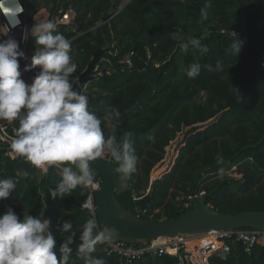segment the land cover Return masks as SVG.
I'll list each match as a JSON object with an SVG mask.
<instances>
[{
	"label": "trees",
	"instance_id": "1",
	"mask_svg": "<svg viewBox=\"0 0 264 264\" xmlns=\"http://www.w3.org/2000/svg\"><path fill=\"white\" fill-rule=\"evenodd\" d=\"M22 1L29 16L41 8L50 14L74 11L71 24L57 28L71 42L70 55L77 64L74 80L105 47L83 92L89 110L104 121L106 136L116 119L109 108L120 113L115 135L120 143L132 141L137 157V172L126 180L131 194L145 195L165 147L183 125L190 127L172 169L154 181L141 219L178 217L185 211L173 201L193 189L204 190L205 202L221 213L264 212V0H130L122 10L127 0ZM206 2L210 6L203 18L200 10ZM174 34L185 41L198 38L209 52L201 56L191 47L182 52ZM30 48L34 50L35 38ZM125 58L130 65L124 64ZM217 61L221 70H215ZM193 62L211 64L214 70L202 67L197 78H189L186 69ZM113 164L118 178V165ZM234 167L242 175L239 180L229 177ZM17 169L29 176L20 179L7 200H0V215L9 205L18 215L28 211L51 219L59 258V223H72L79 234L91 215L82 208L86 191L78 187L73 195L53 200L48 190L59 179L58 170L43 175L23 158L13 160L0 152V178L14 176ZM157 209L160 212L149 218ZM78 244L72 245L69 264H84L75 251ZM93 255L105 264H119L105 245H97ZM176 262L170 256L146 254L136 264ZM209 264H264V235L249 254L233 243L224 258L212 257Z\"/></svg>",
	"mask_w": 264,
	"mask_h": 264
},
{
	"label": "clouds",
	"instance_id": "2",
	"mask_svg": "<svg viewBox=\"0 0 264 264\" xmlns=\"http://www.w3.org/2000/svg\"><path fill=\"white\" fill-rule=\"evenodd\" d=\"M209 6L206 2L201 8L203 18H206ZM0 11L8 21L7 26H2L7 31L0 32V36H6L11 28L20 24L18 16L23 8L19 3L10 7L7 0H0ZM34 20L33 26L25 29L22 35L24 41L29 34L35 38L30 63L22 70L20 60L29 58L20 49V42L11 37L0 41V124L7 123L15 129L9 156L13 160L23 158L43 175H48L50 169L58 170L59 179L48 190V197L53 200L73 195L78 187L95 186V170L90 164L106 155L117 163V171L123 180L131 179L137 172V157L133 142L120 143L115 135L119 111L109 108V113L116 119L111 123L112 134L106 136L102 127L104 121L89 110L88 95L77 90L72 76L77 64L70 55L71 42L57 31L55 18L36 15ZM173 38L180 41L184 53L190 47L198 50L201 56L209 52L208 46L196 37L185 41L174 34ZM233 47L237 54L240 42L237 40ZM202 67L207 71L214 70L211 64L202 66L193 62L186 69V76L197 78ZM37 68L39 71L32 82L27 83L22 72ZM221 69L222 65L217 61L215 70ZM217 162L223 163L222 158ZM28 176V171L17 169L14 176L0 178V200H7L20 179ZM85 207H93L91 196ZM59 224L62 241L58 258L52 220L33 216L28 211L18 215L12 206L6 205L4 214L0 215V264H69L74 251L72 245L77 240L79 244L75 251L84 264H105L93 253L97 251V245L109 244L118 235L114 228L98 230L94 213L85 220L79 234L72 223Z\"/></svg>",
	"mask_w": 264,
	"mask_h": 264
},
{
	"label": "built area",
	"instance_id": "3",
	"mask_svg": "<svg viewBox=\"0 0 264 264\" xmlns=\"http://www.w3.org/2000/svg\"><path fill=\"white\" fill-rule=\"evenodd\" d=\"M16 3H19L23 8V11L18 16L20 24L15 28H11L6 36H0V41L11 37L20 42V49L23 50L29 58L28 60H20V67L22 70L25 64L30 63V58L34 51L30 48L31 40L34 39V37L29 34L28 39L24 41L22 40V35L25 29H30L33 26L35 23L34 17L37 15L41 18H50L51 16V18H55L58 26H68L71 24L75 13L71 8H67L65 10H58L56 14H50L45 8H41L29 16L27 7L22 0H7V6L14 7ZM7 25L8 21L3 12L0 11V32H6L7 28L2 26ZM124 64L130 65V60L125 58ZM38 70L39 69L37 68L30 72H22V78L27 83H31ZM187 129H190V127L184 125L181 127L180 131L176 134V137L165 147L164 157L154 169L163 164V169H165V171L168 170L169 172L172 169L180 148L185 145L186 139H183V133ZM14 135V127L0 124V152L6 157H10L8 154L9 146ZM229 177L239 180L242 178V175L238 173L234 167L229 173ZM101 184V178H95V186L83 187L86 191V196L82 208L87 210L90 214H95V195L99 192ZM205 195L206 192L204 190L193 189L191 192L176 197L174 206L181 211L200 207L199 205H205L209 209H213L211 204L205 202ZM89 196L92 197L93 203L91 209L85 207ZM132 196L135 199L144 197H137L133 193ZM153 213L155 214V210ZM153 213H150L148 216ZM134 214L140 218L141 215L147 213L144 209L140 212H135ZM98 230H100L99 225ZM263 235L264 231L243 228L226 231H210L201 235H177L172 238L162 237L143 245L115 242L112 240L111 243L105 244V246L109 252L115 253L119 257V264H136L137 260L146 254L170 256L176 259L177 262L175 264H209V260L212 257L224 258L225 255L230 252L231 244L233 243L240 244L243 252L249 254L255 243Z\"/></svg>",
	"mask_w": 264,
	"mask_h": 264
},
{
	"label": "water",
	"instance_id": "4",
	"mask_svg": "<svg viewBox=\"0 0 264 264\" xmlns=\"http://www.w3.org/2000/svg\"><path fill=\"white\" fill-rule=\"evenodd\" d=\"M130 0L120 8L122 10ZM119 10V11H120ZM105 47L99 48L86 69L75 79L77 87L84 91L92 78V71ZM4 125L12 126L7 123ZM13 127V126H12ZM95 176L102 180L101 188L95 195V215L101 230L114 228L118 235L115 242L147 244L157 238H172L177 235H201L210 231H226L234 229H253L264 231V212L241 211L237 213H221L209 209L205 205L183 212L176 218L162 220H145L134 213L144 210L150 202L152 190L143 198L135 199L128 189L127 181L117 178L113 159L98 158L91 162Z\"/></svg>",
	"mask_w": 264,
	"mask_h": 264
},
{
	"label": "rangeland",
	"instance_id": "5",
	"mask_svg": "<svg viewBox=\"0 0 264 264\" xmlns=\"http://www.w3.org/2000/svg\"><path fill=\"white\" fill-rule=\"evenodd\" d=\"M45 9H46V11L48 12V9H47V8H45ZM50 18H51V16H50ZM198 126H199V125H198ZM200 126H201V125H200ZM188 133H189V129H187V130L184 131V133H183V139H186ZM104 157H105V158H108L107 155L104 156ZM163 165H164V164H163ZM163 165H161L160 167H158V168H156V169H153V170L151 171L150 176H149L148 187L146 188L145 195L148 194V192H149L150 190H152V185L154 184V181L157 180L158 178H161L159 175H160V174H163L164 172H168V170L165 171V169H163ZM145 195H144V196H145ZM181 195H183V194H181ZM181 195H179V196H181ZM174 203H175V200L173 201V205H174ZM199 206L201 207L202 205H199ZM159 212H160V209L155 210V214H157V213H159ZM151 213H153V212H151ZM153 214H154V213H153ZM153 214H151V215L149 216V218H153ZM155 214H154V215H155Z\"/></svg>",
	"mask_w": 264,
	"mask_h": 264
}]
</instances>
